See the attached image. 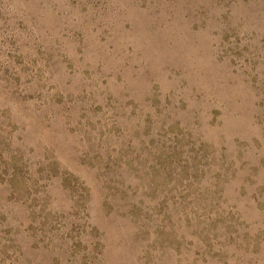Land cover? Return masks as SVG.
<instances>
[{
    "label": "rangeland",
    "instance_id": "obj_1",
    "mask_svg": "<svg viewBox=\"0 0 264 264\" xmlns=\"http://www.w3.org/2000/svg\"><path fill=\"white\" fill-rule=\"evenodd\" d=\"M0 264H264V0H0Z\"/></svg>",
    "mask_w": 264,
    "mask_h": 264
}]
</instances>
